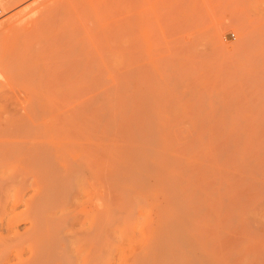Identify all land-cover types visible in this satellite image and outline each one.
Wrapping results in <instances>:
<instances>
[{
  "label": "rangeland",
  "instance_id": "374dc122",
  "mask_svg": "<svg viewBox=\"0 0 264 264\" xmlns=\"http://www.w3.org/2000/svg\"><path fill=\"white\" fill-rule=\"evenodd\" d=\"M81 2L0 1V264H264V0H94L69 89Z\"/></svg>",
  "mask_w": 264,
  "mask_h": 264
},
{
  "label": "bare ground",
  "instance_id": "6f19581e",
  "mask_svg": "<svg viewBox=\"0 0 264 264\" xmlns=\"http://www.w3.org/2000/svg\"><path fill=\"white\" fill-rule=\"evenodd\" d=\"M0 1H2L4 3L3 6L4 5L7 6L11 0H0ZM95 2H94V0H84L83 3L81 2V4L78 5V11H77L79 14V19L76 17L81 22L80 25L74 26L72 28V31L70 34L67 33L64 36L58 35L59 40L64 41V46L66 47L67 52L69 54H72V55L77 57V59L73 60L72 63L64 69L65 76H63V77H65V78H61L60 82L58 83L62 87L69 88V89L81 87L77 84L78 81L75 82L74 80H70V78L75 77V76L77 77V76L81 75V77H82V75H83L85 77V76L93 75L95 73H98V74L106 73L107 71H108V73H111V72H109L108 65L106 64V61H105V55L107 52L106 49L108 47V44L106 42L107 39L102 37L104 33L101 35L99 33L98 29H96L94 27V24H93L99 15L98 14L99 12H97L98 9L95 5ZM102 7L104 8V5L101 6V8ZM103 12H105V11H103ZM75 15H76V13H75ZM78 20H77V22H78ZM77 22H75V23H77ZM30 25H31V23H30ZM32 25H34V24H32ZM16 27H18V25ZM42 28L39 25H34L31 28V30L28 32H23V31L20 32L18 30L17 31L20 33L16 34V32H14L15 33L14 37L10 43L11 52H13L12 54H10L11 58L13 59L12 55H14L15 58L18 57V54H20L21 48H23V49L28 48L29 51H27V52H29V54H31V53L34 54V52L36 51L35 45L32 43L34 41L30 40V37H32L35 32H36V35L38 36L37 32L40 31ZM16 29H18V28H16ZM44 30H46L45 26H44ZM46 35H48V34H46ZM37 36L35 37V35H34L33 38H31V39L32 40L35 39V41H36V39L38 38ZM53 38L54 37H51V40L48 39L49 41H47L46 43L55 40ZM28 39L31 42H27ZM39 42H40V40H39ZM46 43H44V44H46ZM63 49H65V48H63ZM25 56H26V53H24L21 56V58L23 59V58H25ZM98 74H97V76H99ZM101 76H103V74H101ZM94 77H96V76H94ZM150 91H151V89H150ZM168 98H170V96ZM165 99L167 100V97ZM159 177H160V175H159Z\"/></svg>",
  "mask_w": 264,
  "mask_h": 264
}]
</instances>
